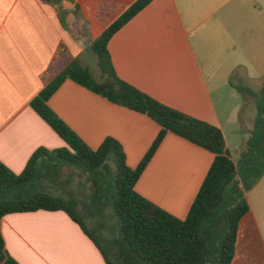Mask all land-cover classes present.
Here are the masks:
<instances>
[{"label": "crops", "instance_id": "crops-1", "mask_svg": "<svg viewBox=\"0 0 264 264\" xmlns=\"http://www.w3.org/2000/svg\"><path fill=\"white\" fill-rule=\"evenodd\" d=\"M134 1L0 0V161L11 171L21 172L39 147L66 146L29 102L66 66L81 62L93 40ZM107 49L120 79L217 126L236 159L248 133L240 142L235 135L228 141L227 133L241 127L242 106L228 80L261 84L264 78V0H151L112 34ZM47 106L90 149L106 137L117 140L131 168L159 130L147 115L70 78ZM212 159L208 150L167 132L134 189L183 219ZM246 199L249 210L238 223L231 264H264V173ZM0 229L19 264H105L62 211L6 214Z\"/></svg>", "mask_w": 264, "mask_h": 264}, {"label": "trees", "instance_id": "trees-1", "mask_svg": "<svg viewBox=\"0 0 264 264\" xmlns=\"http://www.w3.org/2000/svg\"><path fill=\"white\" fill-rule=\"evenodd\" d=\"M151 0H135L91 43L99 75L70 63L30 100V107L65 142L54 150L37 148L24 168L14 173L0 161V223L4 215L37 210L62 211L95 244L105 264H231L238 223L248 212L246 192L264 173V78L257 91L229 78L240 94L252 98L255 115L236 159L225 146L221 130L208 122L168 107L120 79L112 66L107 42L112 34ZM64 78L150 117L159 130L139 163L131 168L119 142L106 137L90 149L47 106ZM240 115V114H239ZM173 133L213 154L206 175L183 219L177 218L137 193L134 185L164 135ZM114 168H112V165ZM64 168L85 175L88 190L82 202L73 193H54ZM81 206V207H80ZM110 210L117 233L103 247L86 227ZM83 214V215H82ZM0 264H19L5 249L0 229Z\"/></svg>", "mask_w": 264, "mask_h": 264}, {"label": "rangeland", "instance_id": "rangeland-1", "mask_svg": "<svg viewBox=\"0 0 264 264\" xmlns=\"http://www.w3.org/2000/svg\"><path fill=\"white\" fill-rule=\"evenodd\" d=\"M244 13L247 15L248 11L245 10ZM245 25H246V21H242L240 26L243 27ZM82 58L83 59L78 64L79 65L81 64L80 66H82V64L86 65L94 75L98 76L99 71L97 68L96 57L90 48L85 50V53ZM234 80H237V79L234 78ZM240 80L242 81L243 85L251 88L254 91H257L261 85L260 83H258V81H254V80H249V79L242 80L241 78ZM236 94L238 96L237 101L239 103L242 101V106L239 112L241 127H239V130L237 131V133L228 132L227 136H228V141H231V139L235 135L237 136V140H239L240 142L242 138L247 136V133H248L247 129L251 126V121L255 115V107H254V102L251 97L246 96L244 99V96L240 94L237 90H236ZM231 102L232 100L229 99L228 103L232 104ZM240 144H242V142ZM229 151H230L229 153L231 157H234L236 155L231 143L229 146ZM112 168H114V165H112ZM70 172L71 170L69 168H64L62 171L61 177H60L61 184L64 185L66 190L62 189L60 184L52 185L51 186L52 188H50V190L58 194L59 193L64 194L66 191H69L73 193L80 202H82L83 192L85 190L86 191L88 190V183H86L85 181L86 179L85 175L80 173L78 170H74L72 173V177L69 179V182H65ZM83 220L89 232L103 247H106L107 240L114 237L117 233V219L110 210L103 211V213L97 215L93 219L85 218L83 216Z\"/></svg>", "mask_w": 264, "mask_h": 264}]
</instances>
